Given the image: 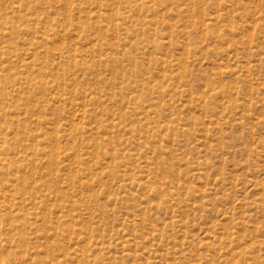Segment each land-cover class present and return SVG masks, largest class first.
Here are the masks:
<instances>
[{
  "label": "rangeland",
  "instance_id": "obj_1",
  "mask_svg": "<svg viewBox=\"0 0 264 264\" xmlns=\"http://www.w3.org/2000/svg\"><path fill=\"white\" fill-rule=\"evenodd\" d=\"M0 264H264V0H0Z\"/></svg>",
  "mask_w": 264,
  "mask_h": 264
}]
</instances>
